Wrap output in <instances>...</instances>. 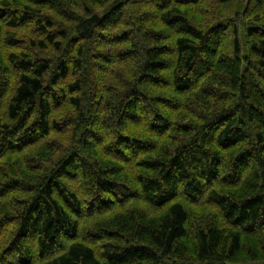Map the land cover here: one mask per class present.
<instances>
[{
    "label": "trees",
    "instance_id": "16d2710c",
    "mask_svg": "<svg viewBox=\"0 0 264 264\" xmlns=\"http://www.w3.org/2000/svg\"><path fill=\"white\" fill-rule=\"evenodd\" d=\"M204 1L0 0V264H264V0Z\"/></svg>",
    "mask_w": 264,
    "mask_h": 264
},
{
    "label": "rangeland",
    "instance_id": "374dc122",
    "mask_svg": "<svg viewBox=\"0 0 264 264\" xmlns=\"http://www.w3.org/2000/svg\"><path fill=\"white\" fill-rule=\"evenodd\" d=\"M213 2H214V1H212V0H206V1H204V3H202V4L204 5V7H207V6H213V7H214ZM108 6H109V5H105V7H103V8L100 9V12H103ZM215 9H217V8L215 7ZM22 31H23V30H22Z\"/></svg>",
    "mask_w": 264,
    "mask_h": 264
}]
</instances>
